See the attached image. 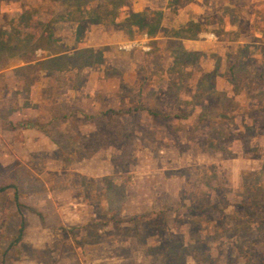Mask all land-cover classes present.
<instances>
[{"label": "rangeland", "instance_id": "obj_1", "mask_svg": "<svg viewBox=\"0 0 264 264\" xmlns=\"http://www.w3.org/2000/svg\"><path fill=\"white\" fill-rule=\"evenodd\" d=\"M110 1L0 0V77L31 59L21 105L0 87V264H264V0H140L161 45L82 46L133 34Z\"/></svg>", "mask_w": 264, "mask_h": 264}, {"label": "crops", "instance_id": "obj_2", "mask_svg": "<svg viewBox=\"0 0 264 264\" xmlns=\"http://www.w3.org/2000/svg\"><path fill=\"white\" fill-rule=\"evenodd\" d=\"M138 0H134V6L135 8H131L130 7L128 9H125L123 12L125 14V18L124 20L126 21L127 27L126 29H130L133 34L130 35L128 31H123V30H118L116 28H113L109 25H104V26H100L99 24H91L89 25V23L87 25H89V28L87 27L85 30H83V24L82 21L76 22L75 25H73L72 29L75 30V28H77L79 35H83L82 39L80 40L82 43V46H101L103 44H107V43H115V45H118L120 43H125L128 41H134L136 39L141 38V34L143 33L141 30L144 29V27H148V25H146V21H145V14L142 13L140 10L142 9V7L145 5L144 1L143 3H141V1L139 0V2L137 3ZM119 5V4H118ZM82 13L85 15L82 18H87V14L86 12ZM131 13H141L140 15V20L139 22H131L130 21V17L129 15ZM86 21H88L87 19H85ZM89 22V21H88ZM140 26V27H139ZM150 26V25H149ZM152 26V25H151ZM143 27V28H142ZM161 25H153L151 31L148 32L149 36H150V40L154 43H156V45H161L164 42L165 37L162 36L161 34ZM67 36L64 40H66L67 42H71L73 41L74 38V34L66 33ZM192 45L194 46V48H200L202 45L201 41H197V40H192ZM203 42V41H202ZM68 51H64L62 53H67ZM27 65H30V61H24V60H20V63L10 67V68H6L4 70H2L4 73L3 75H1L0 77V87L1 85H3V87L7 89L8 93H11L12 91H15L17 94V98L16 100H14V102H10V104H16V105H21V99L22 97L20 96L21 92L23 91L22 89V84H23V77L19 76L17 74L14 73V71L16 72V68H22L25 67ZM47 78V77H46ZM51 85V81H50V77H48V88ZM44 86V85H42ZM47 91V89H46ZM49 91V90H48ZM27 96H29L30 98V85H29V89H28V93ZM7 101L3 102V105H6ZM21 119L23 120H30V110H28V112L26 114H23L21 116ZM21 132H26L29 136L27 138V143L30 145V122L27 124H23V127H21L19 129Z\"/></svg>", "mask_w": 264, "mask_h": 264}, {"label": "trees", "instance_id": "obj_3", "mask_svg": "<svg viewBox=\"0 0 264 264\" xmlns=\"http://www.w3.org/2000/svg\"><path fill=\"white\" fill-rule=\"evenodd\" d=\"M120 1L121 0H114V1H110V3H111V10L113 9H115L116 8V6H118V4L120 3ZM76 11L78 10V8L77 9H75ZM113 13V12H112ZM81 14V13H80ZM94 15H96L95 16V18H94V21L95 22H100V19H99V17L97 16V14L95 13ZM140 15H141V13H131L130 15H129V17H130V21L131 22H139V20H140ZM83 16H85V15H81V17H79V13H77V15H75L74 17H72V18H74V19H79V18H82ZM20 22L21 23H25L26 22V20L25 21H23L22 19L20 20ZM26 30H27V28H25ZM192 38V37H191ZM27 40H29V38H25L24 40H22L21 42L22 43H25V41H27ZM14 49V45H11V43L10 42H8V41H3V39H1V36H0V70L1 69H3L5 66H7L8 65V57H9V52H11V50H13ZM6 52H8V53H6ZM21 56H20V59H25V61H29V60H31V59H28L29 57H26L25 56V54L24 53H21L20 54ZM16 202H17V204H18V201L17 200H15ZM22 228H23V226L21 225V228H20V233L22 232ZM20 233H19V236H21L20 235Z\"/></svg>", "mask_w": 264, "mask_h": 264}, {"label": "built area", "instance_id": "obj_4", "mask_svg": "<svg viewBox=\"0 0 264 264\" xmlns=\"http://www.w3.org/2000/svg\"><path fill=\"white\" fill-rule=\"evenodd\" d=\"M150 37L149 34L147 32H143L141 34V38L136 39L134 41H128L125 43H120L118 44L117 48L119 50H130L134 47H140L143 50H149L150 49V45H149V41Z\"/></svg>", "mask_w": 264, "mask_h": 264}]
</instances>
